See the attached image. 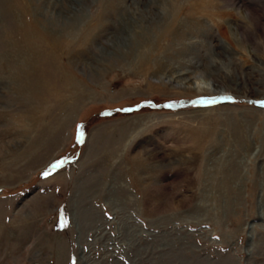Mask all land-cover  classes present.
<instances>
[{
	"label": "rangeland",
	"instance_id": "374dc122",
	"mask_svg": "<svg viewBox=\"0 0 264 264\" xmlns=\"http://www.w3.org/2000/svg\"><path fill=\"white\" fill-rule=\"evenodd\" d=\"M257 101L264 0H0V264H264Z\"/></svg>",
	"mask_w": 264,
	"mask_h": 264
},
{
	"label": "bare ground",
	"instance_id": "6f19581e",
	"mask_svg": "<svg viewBox=\"0 0 264 264\" xmlns=\"http://www.w3.org/2000/svg\"><path fill=\"white\" fill-rule=\"evenodd\" d=\"M9 7V6H8ZM11 11V10H10ZM96 24V23H95ZM26 28V31L24 29L26 33V35L28 36V40H29V36H31V32H30V28L28 26H24ZM90 28V27H89ZM89 30V29H88ZM94 30V29H93ZM49 35L51 36V41L50 43H45L44 41L43 42H40V43H37V46L34 44H29V46L31 47L30 50H29V56H33V55H36L35 58H37L39 61H43V64L46 65V68L45 69H42V72L40 74H36L35 71H30L31 69H25V68H19V69H15L13 71H15V73L13 72V77H14V80L16 82H23L25 81V79H29L30 76H32L33 78V75L36 77L35 79H37V77H40L42 78L40 81L38 80V82L36 81L34 86H33V91L34 93L37 92V91H40L42 89H39L41 88L42 86H44L45 84L42 83V80L45 76H47L48 74H52L53 76H55V78L58 79V82H60V87L64 90V91H67V93L70 95L69 96V101L71 100V102L68 101V103H65L63 104L64 105V108L68 110L67 107H71L74 108V103L78 102L79 100H81L83 98V95H85L87 93V89H85L80 83H78V81L74 80L72 77H70V75L63 71V74L61 75L60 72H57L58 74L53 73V70L51 69V63H52V60L55 59V52L56 50H59L60 53H61V39L58 37V38H55L53 37V35H51L49 33ZM34 37V36H33ZM91 35L89 34H85L84 38H83V42L87 43L88 41H90V38ZM29 42V41H28ZM38 44H39V47H38ZM70 43L68 42L67 45H69ZM85 45V44H84ZM145 45V44H144ZM71 51V50H69ZM152 49L151 47L146 51V52H143V53H140L138 54L139 55V62L141 67H143L144 65L145 66H148V64H150L153 60H155L152 56ZM25 59V58H23ZM27 59V58H26ZM58 59V58H57ZM32 61V60H31ZM36 61V60H35ZM55 61V60H54ZM22 62L25 63V61L23 60ZM58 62V61H57ZM32 63V62H31ZM159 63L158 61H156V64ZM27 64V63H26ZM47 64L49 65V67L47 66ZM134 65V64H133ZM153 66V65H151ZM156 66V65H154ZM39 67V66H38ZM27 68V67H26ZM59 69L61 70V68L59 67ZM150 69V68H149ZM153 69V68H152ZM63 77V78H62ZM28 82V81H27ZM31 83V82H30ZM29 84V82H28ZM21 87V85H19ZM26 87V86H25ZM24 87V88H25ZM23 88V87H22ZM29 89V87H28ZM32 89V88H31ZM26 90V89H24ZM30 92V91H29ZM63 92V91H62ZM60 92V93H62ZM89 92V91H88ZM33 93V92H32ZM59 93V92H58ZM60 93H59V97H60ZM38 94V92H37ZM66 93H63V95H65ZM67 97V96H66ZM34 98V97H33ZM65 98V96L63 97ZM72 98V99H70ZM66 99V98H65ZM63 101V100H62ZM65 102V101H63ZM78 104V103H77ZM76 104V105H77ZM75 105V106H76ZM61 107V105H59V108ZM71 109V108H70ZM75 110V109H74ZM63 111V110H62ZM71 111V110H70ZM64 113V112H63ZM62 113V114H63ZM69 113V111H68ZM60 115H61V112H60ZM67 115V113H66ZM68 116V115H67ZM57 123L55 124H60L58 122H61V116H60V119H58L57 117ZM54 124V125H55ZM64 125H67L66 124V121L65 123H63ZM53 127V126H52ZM59 130L62 129L61 127V124L59 126H57ZM55 129V128H54ZM53 129V130H54ZM51 130V128H50ZM56 131V130H55ZM52 133V132H51ZM59 135V134H58ZM52 136V135H51ZM56 136V135H55ZM20 164V163H19Z\"/></svg>",
	"mask_w": 264,
	"mask_h": 264
},
{
	"label": "snow or ice",
	"instance_id": "6c2138e0",
	"mask_svg": "<svg viewBox=\"0 0 264 264\" xmlns=\"http://www.w3.org/2000/svg\"><path fill=\"white\" fill-rule=\"evenodd\" d=\"M217 97H201L199 98L198 100H195L193 101L194 104H213L217 101ZM223 99H233V97H230V96H226V97H223ZM257 103H260L261 105H264V101H257ZM155 106V105H154ZM175 106V103H168L166 105V107H169V108H172ZM124 111H131L132 109H123ZM78 128H82V126H78ZM77 139L79 142L83 143V132L81 131L78 136H77ZM61 163V161H57L56 164L52 165L51 167L55 168V167H58L59 164ZM44 176H48L49 175V172L48 171H45L43 173Z\"/></svg>",
	"mask_w": 264,
	"mask_h": 264
}]
</instances>
